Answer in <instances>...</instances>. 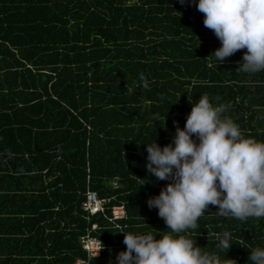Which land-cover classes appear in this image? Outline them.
<instances>
[{
	"label": "trees",
	"instance_id": "trees-1",
	"mask_svg": "<svg viewBox=\"0 0 264 264\" xmlns=\"http://www.w3.org/2000/svg\"><path fill=\"white\" fill-rule=\"evenodd\" d=\"M196 3L0 0V264H115L124 233L170 232L147 205L170 181L147 173L146 144H170L203 95L264 141V71L237 69L246 49L224 63L211 55L221 42ZM89 192L104 213L84 212ZM216 212L183 235L218 264H252L264 218ZM87 235L102 241L99 257Z\"/></svg>",
	"mask_w": 264,
	"mask_h": 264
},
{
	"label": "clouds",
	"instance_id": "clouds-1",
	"mask_svg": "<svg viewBox=\"0 0 264 264\" xmlns=\"http://www.w3.org/2000/svg\"><path fill=\"white\" fill-rule=\"evenodd\" d=\"M195 6L221 42L211 55L224 63L246 49L237 69L248 74L264 71V0H198ZM140 80L147 88L143 74ZM224 112V105L216 106L203 95L192 103L183 129L174 122L170 144H146L147 173L170 181L147 205L158 209L171 231L124 233L126 251L118 254L115 264H218L214 254L183 235L197 229L209 205L217 206L215 215L223 218H264V141L245 136ZM231 239L228 231L217 234L218 247L229 250ZM248 260L264 264V248L253 249Z\"/></svg>",
	"mask_w": 264,
	"mask_h": 264
},
{
	"label": "built area",
	"instance_id": "built-area-1",
	"mask_svg": "<svg viewBox=\"0 0 264 264\" xmlns=\"http://www.w3.org/2000/svg\"><path fill=\"white\" fill-rule=\"evenodd\" d=\"M107 202L98 197L94 192H89L87 194V199L83 204V210L90 216L97 215L99 213H104ZM114 219H122L126 216V211L124 207H116L113 210ZM93 230L98 228V225H93ZM82 245L84 249L88 252L90 257H99L103 250V243L97 238H93L91 235L84 236L82 238ZM77 264H86L83 261H79Z\"/></svg>",
	"mask_w": 264,
	"mask_h": 264
}]
</instances>
